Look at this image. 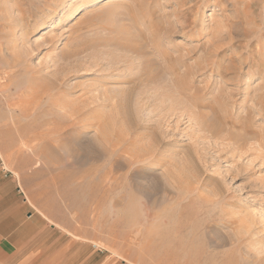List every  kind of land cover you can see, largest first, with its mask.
<instances>
[{"label": "rangeland", "instance_id": "1", "mask_svg": "<svg viewBox=\"0 0 264 264\" xmlns=\"http://www.w3.org/2000/svg\"><path fill=\"white\" fill-rule=\"evenodd\" d=\"M68 8L0 0V169L35 219L0 263L264 264V0H94L34 34ZM31 87L68 102L70 168L35 171L20 145ZM98 142L119 154L94 203Z\"/></svg>", "mask_w": 264, "mask_h": 264}, {"label": "bare ground", "instance_id": "2", "mask_svg": "<svg viewBox=\"0 0 264 264\" xmlns=\"http://www.w3.org/2000/svg\"><path fill=\"white\" fill-rule=\"evenodd\" d=\"M69 1V8L64 12V13H62V16H60V18L58 17L56 20H55V11H50L48 14H46V16H45V18H44V20H42V22H40L37 26H36V28L35 29H37V30H34V34H39L42 30H44V29H46V28H48L49 26H51L53 23H55V25H56V27L58 26V27H60V26H63L68 20H70L71 18H73L74 17V15H75V13H76V11H77V9H78V7L80 6V5H82L83 3H89V2H93L94 0H68ZM96 1H98V2H102V1H104V0H96ZM58 2H56V1H54L53 2V4H57ZM93 44V43H92ZM97 45V44H96ZM121 46H123V45H121ZM87 75V74H86ZM90 75V74H89ZM132 75V74H131ZM130 77H132V76H130ZM117 78V77H116ZM124 78V77H123ZM147 79V78H146ZM150 78H148L147 80H149ZM31 81V80H30ZM29 84V83H28ZM37 87H38V85H37ZM27 90V89H26ZM30 90H33V91H36L37 92V95H35L34 97H33V99L31 100V104L32 105H34V109H35V118H32V116H31V118H32V120H34V122H35V126L33 125V127H34V129H33V127L31 128V130H32V134L29 136V134L28 135H25L24 137H20V135L19 136H17V137H19V138H21V140H23L22 141V143H20V145H22V144H25V145H27V147H28V149L30 148L31 149V151H30V149H29V152H30V154H32L33 156H35V162H34V165H35V171H38V170H52V169H61V171L62 170H64V169H66V168H70V167H72V165H73V163L71 162V160H70V155H69V153H68V151H67V147L65 146V143L68 141V137H69V135H71V133H72V131L71 130H69V129H67L66 127H64L65 125H66V122H68L69 120L68 119H70L67 115H68V112L65 110V108H67V107H69L68 105H67V101H65L64 99H62V95H61V99L59 98V99H57V100H54L51 96H50V99L48 98L49 97V95H50V93H49V89H45V88H37V89H35V87L33 88V87H31L30 88ZM29 90V91H30ZM52 93V92H51ZM33 95V94H32ZM144 98V97H143ZM26 99V98H25ZM30 99V98H29ZM26 101V100H25ZM29 102V101H28ZM30 104V105H31ZM4 105H6V103H4ZM29 105V104H28ZM27 105V106H28ZM51 106H59V107H61V109H64L65 110V112H62L61 114L62 115H58L59 116V118H58V121H57V119L55 118V116L56 115H54V114H52L48 109L46 110V107H51ZM20 107V106H19ZM9 108V107H8ZM33 109V108H32ZM39 109H41V110H39ZM43 109V110H42ZM76 109V108H75ZM6 110V109H5ZM60 111H62V110H60ZM78 111V110H77ZM31 112H32V110H31ZM25 113V112H24ZM70 113V112H69ZM78 113H80V112H78ZM6 114V113H5ZM8 114V113H7ZM23 114V113H22ZM73 114H74V112H73ZM81 114V113H80ZM17 115V114H16ZM29 115H31V113L29 114ZM4 116V115H3ZM8 116V115H7ZM6 116V117H7ZM19 117H20V115H18ZM17 116V117H18ZM28 116V115H27ZM19 117H18V119H19ZM24 117H25V115H24ZM57 117V116H56ZM75 117V116H74ZM73 117V118H74ZM2 118H4V117H2ZM10 119V118H9ZM27 120H29L28 118H27ZM76 120V119H75ZM6 121V120H5ZM16 121H17V119H16ZM82 121V120H81ZM18 122H20L19 120H18ZM8 123V122H7ZM12 123V122H11ZM14 123H15V125L17 126V123L14 121ZM13 123V124H14ZM23 123V121L21 122V124ZM31 123H33V121L31 122ZM10 124V123H9ZM9 124H7V127H13V125H11V126H9ZM19 124V123H18ZM21 124H19L20 126H17L16 127V129H15V132L16 133H18V134H22L23 133V131L25 130H22V128L24 127V126H26V123L23 125L22 124V126H21ZM4 125H5V123H4ZM28 125V124H27ZM31 125V124H30ZM6 126V125H5ZM5 126H3V128L5 127ZM98 126V125H97ZM70 128V127H69ZM2 129V128H1ZM10 129V128H9ZM14 129V128H13ZM7 130V129H6ZM74 130V129H73ZM1 131V130H0ZM3 131H4V129H3ZM9 131V130H8ZM12 131V130H11ZM76 131V130H75ZM75 131H73V132H75ZM14 132V133H15ZM29 132V133H30ZM1 133V132H0ZM10 133V132H9ZM8 133V134H9ZM15 133V134H16ZM25 133V132H24ZM28 133V132H27ZM27 133H25V134H27ZM81 133V132H80ZM106 133V132H105ZM3 134V133H2ZM10 134H12V133H10ZM7 135V134H6ZM14 135V134H13ZM23 135V134H22ZM102 135H104V134H102ZM106 135V134H105ZM7 136H9V135H7ZM15 136V135H14ZM0 137H2L1 135H0ZM13 136H11L10 138H12ZM99 137V136H98ZM106 137V136H105ZM8 138V137H7ZM109 138V137H108ZM1 139V138H0ZM3 139V138H2ZM16 139V136H15V138L13 139V140H15ZM12 140V139H11ZM9 141L8 139H7V141H9V143H13L14 141ZM99 140V139H98ZM1 141V140H0ZM6 141V142H7ZM18 141V140H17ZM16 141V142H17ZM101 141V140H100ZM2 142H5L4 141V139H3V141ZM5 142V143H6ZM16 142H15V145H16ZM21 142V141H20ZM35 142V143H34ZM4 143V144H5ZM19 143V142H18ZM29 143H31V145L29 144ZM100 143H102V142H100ZM97 144H99V142L97 143ZM104 144V143H103ZM24 145V146H25ZM107 145V144H106ZM6 146V144L4 145V147ZM19 146V145H18ZM19 147H21V146H19ZM26 147V148H27ZM94 147H96V149L98 150H96L97 152H98V154H99V157H100V160L101 161H103V163H101V164H99L100 162H98V163H96V164H99V165H95V167L94 168H92V166H90V165H92V164H90L89 166L91 167V169H94V172L92 173V177L94 178V179H97V178H99V179H101V180H99L100 181V185H98V187L99 186H101L100 188L101 189H105V191H104V193L105 194H103V191L100 193V192H96V194L95 193H93L92 192V190L93 189H95L96 190V187H95V185H91V186H89L88 187V190H90L87 194H85L84 195V198L85 199H87V200H97V201H95V202H97V203H99V201L98 200H100L101 198H105V196H107V195H109L108 193L110 192V187H108V185L110 184V182H111V180L113 179L112 178V173H114V171H115V168H116V164H117V161L115 160V159H117L118 157H116V156H118L117 154H119V153H117L116 151H118V150H112V149H106L104 146V148H102L101 147V145L99 144V145H94ZM114 147V145L112 146V148ZM14 148H17V147H14ZM13 148V149H14ZM24 148V147H23ZM25 148V149H26ZM19 149V148H18ZM17 149V150H18ZM28 149H26L27 151H28ZM12 150V149H11ZM16 150V149H15ZM25 150V151H26ZM47 150H50V153H48L47 152ZM4 151V150H3ZM2 151V152H3ZM14 151V150H13ZM21 151V150H20ZM120 151V150H119ZM2 152H0V154L2 153ZM5 153H7L6 151H4ZM2 153V154H5V153ZM17 152H19V151H16V154H17ZM24 152V151H23ZM22 151H21V153H23ZM9 153H11V152H8V155H10ZM13 153H15V151L13 152ZM12 154V153H11ZM16 154H15V156H16ZM25 154H26V152H25ZM29 154V155H30ZM149 154H152V152H149ZM7 155V154H6ZM7 155V156H8ZM21 155V154H20ZM28 155V156H29ZM60 156L61 158H62V161L60 162V163H57V162H51V160L49 161L48 159H50V158H53L52 156ZM32 156V157H33ZM58 158V157H57ZM146 158V157H145ZM144 158V159H145ZM9 159V158H8ZM10 159H11V157H10ZM9 159V160H10ZM151 159V158H150ZM148 160V159H147ZM14 161V160H13ZM5 162V167L7 168L8 167V169H12V168H9V167H11V166H13V164L12 163H10V164H8V163H6V161H4ZM7 162H9L8 160H7ZM16 162H14V164H15ZM18 163V162H17ZM22 163V162H21ZM21 163H18L19 164V168H20V166L22 165L23 166V164H21ZM54 163H56V164H58V166H54L55 164ZM91 163V162H90ZM17 164H15V166H16ZM26 166H31V165H26ZM32 167H34V166H32ZM13 168H14V170H15V168L16 167H14L13 166ZM17 169V170H20V169ZM26 168V167H25ZM87 170V169H86ZM88 170H90V169H88ZM13 171V170H12ZM16 172V171H15ZM87 172V171H86ZM14 173V172H13ZM17 173V172H16ZM18 174V173H17ZM91 174V173H90ZM116 175V174H115ZM121 177V176H120ZM119 177V178H120ZM92 178V179H93ZM119 178H115V183H117V182H123V181H119ZM121 180V179H120ZM93 182V181H92ZM94 183V182H93ZM111 186V185H110ZM98 187H97V189H98ZM113 189H111V191H112ZM114 191V190H113ZM95 192V191H94ZM84 193V192H83ZM98 193H100L99 195H97ZM121 197V196H120ZM108 198V197H107ZM104 200V199H103ZM116 200H120V199H116ZM30 201V200H29ZM93 201V202H94ZM117 201V202H118ZM94 202V203H95ZM95 205V204H94ZM96 207V206H95ZM94 207V208H95ZM92 210V209H91ZM95 211V210H94Z\"/></svg>", "mask_w": 264, "mask_h": 264}, {"label": "crops", "instance_id": "3", "mask_svg": "<svg viewBox=\"0 0 264 264\" xmlns=\"http://www.w3.org/2000/svg\"><path fill=\"white\" fill-rule=\"evenodd\" d=\"M9 185L11 192H8ZM13 186L0 169V259H8L9 253L14 257L23 253L24 247L35 236L34 215L25 220L24 204Z\"/></svg>", "mask_w": 264, "mask_h": 264}]
</instances>
